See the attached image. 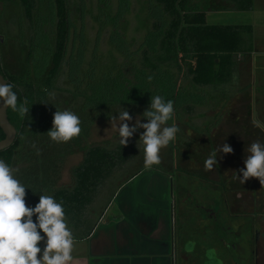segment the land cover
<instances>
[{"label":"trees","instance_id":"obj_1","mask_svg":"<svg viewBox=\"0 0 264 264\" xmlns=\"http://www.w3.org/2000/svg\"><path fill=\"white\" fill-rule=\"evenodd\" d=\"M13 1L26 20L31 21L29 25L33 28L45 25V43L51 51L45 69L40 71H25L24 75L13 77L0 67V74L13 86L18 105L26 100L29 108L23 117L10 107L7 109L8 120L17 131L13 145L0 152V159L8 165L21 136L43 126L47 118L44 105L49 100L54 108L56 94L66 96L71 110L80 113L110 106L147 109L152 96L159 95L165 102H173L174 115L167 123L184 121L196 133H208L209 126L218 121L221 109L231 98V81L236 76L233 57L240 53L239 31L232 26L207 25L205 13L194 9L190 0H144L146 31L136 44L123 32L122 46L112 43L113 35L116 37L113 27L117 28L112 19L121 16L122 8L123 17L128 14L131 0H98L91 16L97 24V34L111 25L109 46L120 54V61L112 60L110 64L103 61L95 41L91 49L87 46L82 9L77 34L70 19L68 0H0L4 4ZM112 4L118 12L110 15ZM36 46L43 49L40 44ZM30 53V50L26 52L25 68ZM64 75L61 87L58 82ZM225 99L226 104L220 102ZM207 112L212 115L210 119ZM3 137L0 130V140ZM139 144L137 138L128 140L126 146L119 142L114 146L89 148L81 163L72 169L73 184L51 192L50 196L62 203L74 240L86 239L97 223L98 195L112 182L123 181V184L143 169L131 171L123 178L124 171L139 163L135 157Z\"/></svg>","mask_w":264,"mask_h":264},{"label":"rangeland","instance_id":"obj_2","mask_svg":"<svg viewBox=\"0 0 264 264\" xmlns=\"http://www.w3.org/2000/svg\"><path fill=\"white\" fill-rule=\"evenodd\" d=\"M68 1L70 4V19L75 24V32L78 34L81 28L79 15L82 9L83 12L81 14L84 20L82 30L87 46L91 49L95 41L98 46V52L102 54L103 61H106L107 64H110L112 60L119 62L120 54L109 46L111 25H107L102 33L97 34V24L91 17L95 13V3L97 4L98 0ZM143 1L131 0L130 12L123 17L122 8L121 16L117 17V19H112L113 24L116 23L114 26H117V28L113 27L116 33V37L113 35L112 38L114 45L122 46L123 32H126L127 37L133 40L132 43H138L142 39L143 33L146 31V18L142 7ZM112 5L110 8L108 7L110 15L118 12L116 10L118 8L114 4ZM45 12L48 14L47 9ZM27 20L18 4L14 1L8 4L0 2V67L8 76L24 75L25 71L33 73L37 69L39 71L45 69L47 65L51 48L47 47L45 43L47 38L45 25H37V27L33 28L32 25H29L31 21ZM44 21H46V18H44ZM114 38L117 39L114 40ZM37 44L43 46V49L37 47ZM29 50L31 51L30 62L28 68H25V66L27 67L25 63L26 52ZM64 78L65 75L58 82L61 87ZM260 96L261 94H257L258 99L256 98L257 101L252 106L248 103V99L230 100L221 109L217 121L223 125L218 127L214 125L208 136L194 132L187 125H184V121L183 123L177 121L173 124L167 123V126H178L180 131L177 133L174 142L161 149V163L152 166L159 169H176L177 175H179L177 178L178 182L183 179L182 183L180 182L183 188L180 192L181 196L184 193V197L179 198L178 202L202 204L210 202L211 204V198H214L218 205L222 203L221 211L223 216L218 221L220 227L224 223L225 227H230V231L223 233L222 227L220 230L217 229L220 231L218 235L221 236V239L219 238L220 236L218 237V241H222L225 246L221 249L219 248L218 252L220 255H218L216 263L254 264L252 262L253 258L256 259V264H264V210L260 207L264 197V186L256 178H251L244 184L234 178L237 174L241 175L242 178L239 169L245 167L244 161L249 154L247 148L251 143L259 141L248 137V134H253V131H247L246 129L248 128L245 126L249 123H255L257 126L263 124L264 126V114L262 105H260L262 103V100L259 99ZM56 97L58 99L54 108L53 105L51 107L52 101L49 100L44 105L45 111H47V118H45L43 126L38 127L36 131L29 130L24 136H21V140L14 150L13 159L9 164L10 167L19 168L16 178L27 187L25 189V199L28 207L34 208L39 203L41 195L50 196L55 188L71 186L73 184L72 169L81 163L84 153L89 148L96 146L109 147L119 143L118 128L121 123L119 121L121 110L128 111L132 117L130 121H127L129 127L135 125L138 119L141 124L148 122V119L143 117L144 111L150 109L148 107L147 109H128L110 106L101 110L88 109L80 113L71 110V105L69 106V102L66 101V96L56 94ZM226 101L227 99L220 102L225 103ZM57 110L72 111L79 117L81 132L78 137L66 143H56L50 139L47 132L53 127V115ZM206 115L209 119L212 117L210 112H207ZM113 116L116 117L114 122L111 120ZM236 123H238L239 127H237ZM143 132V128H137V131L129 138V141H134L138 138L140 149H138L135 157L139 163L137 165L136 163L133 164L127 171H124L123 178H126L131 171L146 169L144 166V146L140 141ZM259 142L262 143L261 141ZM223 143L229 144L233 152L229 154L218 153L217 165L212 170L206 171L205 161L209 158L210 150H215L218 145ZM33 144L36 145L35 148L32 146ZM210 147L212 148L210 149ZM37 149H39V154H37ZM234 156H236L235 159H233ZM203 160L204 162H201ZM203 170L204 172H202ZM215 170L218 174V181ZM209 174L211 177L207 179L206 176ZM118 185L119 181L117 183L114 181L98 195L99 202L96 204L98 209L107 203ZM175 186L178 189L176 182ZM253 203L256 204L252 210L251 204ZM198 213L199 211L195 209V214ZM33 221H36L35 216H33ZM207 224L206 221H203L201 225L206 226ZM191 230L189 229L188 232ZM187 234L188 239H190V234ZM215 237H217V233ZM197 243H199V239H197ZM228 244L229 249H227ZM210 260H213V258Z\"/></svg>","mask_w":264,"mask_h":264},{"label":"crops","instance_id":"obj_3","mask_svg":"<svg viewBox=\"0 0 264 264\" xmlns=\"http://www.w3.org/2000/svg\"><path fill=\"white\" fill-rule=\"evenodd\" d=\"M190 3L205 13L207 25L238 29L240 53L233 57L236 76L231 81L233 92L229 101L248 99L252 106L257 94H261L264 114V0H190ZM214 125L223 124L210 125L209 132ZM245 127L253 131L248 137L264 144L263 124L249 123ZM209 132L202 134L208 136ZM215 173L218 181L216 170ZM178 176L175 168L151 167L123 184L119 182L107 204L100 208L91 234L84 240H74L70 264H223L216 263L219 248L225 246L218 241L217 230L221 229L218 220L223 216L222 203L218 205L214 198L211 204L178 202L184 197V193L180 194L183 179L178 182ZM255 204H251L252 210ZM260 207L264 210V197ZM203 221L208 224L202 226ZM189 229L194 231L188 232ZM44 246L45 241H41L42 250Z\"/></svg>","mask_w":264,"mask_h":264},{"label":"clouds","instance_id":"obj_4","mask_svg":"<svg viewBox=\"0 0 264 264\" xmlns=\"http://www.w3.org/2000/svg\"><path fill=\"white\" fill-rule=\"evenodd\" d=\"M12 87L8 83H0V107H10L23 117L29 112L27 101L18 105V97ZM173 115V102H165L159 95L152 96L150 109L143 113L147 123L141 124L138 119L135 125L129 127L127 121L132 117L128 111L121 110L118 128L120 144L126 146L137 128H143L140 141L144 146V166L151 168L159 165L161 149L174 142L180 131L176 125L167 126ZM111 120L116 121V117ZM80 125L81 121L75 113L57 110L53 115V127L47 135L53 142L66 143L79 136ZM32 146L36 147L35 144ZM221 152L229 154L233 149L227 143L218 145L205 161L206 171L217 165V154ZM247 152L245 167L239 169L242 178L238 174L234 178L241 184L256 178L264 186V144L253 142ZM18 172L19 168L10 167L0 160V264H70L74 238L67 226L62 203H57L52 196L41 195L34 208L28 207L25 199L27 187L16 178ZM33 216L36 217L35 222ZM41 241H45L43 250Z\"/></svg>","mask_w":264,"mask_h":264},{"label":"water","instance_id":"obj_5","mask_svg":"<svg viewBox=\"0 0 264 264\" xmlns=\"http://www.w3.org/2000/svg\"><path fill=\"white\" fill-rule=\"evenodd\" d=\"M0 83H8L7 80L0 74ZM7 109L0 107V130L3 134V139L0 140V152L10 148L16 138L17 131L15 127L9 122L7 116Z\"/></svg>","mask_w":264,"mask_h":264},{"label":"flooded vegetation","instance_id":"obj_6","mask_svg":"<svg viewBox=\"0 0 264 264\" xmlns=\"http://www.w3.org/2000/svg\"><path fill=\"white\" fill-rule=\"evenodd\" d=\"M221 227H222V229H223V233H226V232L230 231V227H225V226H224V223L221 224ZM230 233H231V232H230ZM256 237L258 238V236H256ZM234 247H236V246H234ZM227 248H230V247H229V244H228ZM255 251H256V249H255ZM255 256H256V254H255ZM252 262H253L254 264H256V259H253V258H252Z\"/></svg>","mask_w":264,"mask_h":264}]
</instances>
